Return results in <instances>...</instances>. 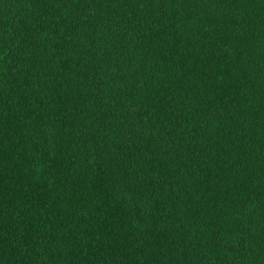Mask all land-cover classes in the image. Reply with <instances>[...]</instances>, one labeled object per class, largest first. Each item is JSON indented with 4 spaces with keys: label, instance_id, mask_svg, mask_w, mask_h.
Listing matches in <instances>:
<instances>
[{
    "label": "trees",
    "instance_id": "trees-1",
    "mask_svg": "<svg viewBox=\"0 0 264 264\" xmlns=\"http://www.w3.org/2000/svg\"><path fill=\"white\" fill-rule=\"evenodd\" d=\"M0 264H264V0H0Z\"/></svg>",
    "mask_w": 264,
    "mask_h": 264
}]
</instances>
